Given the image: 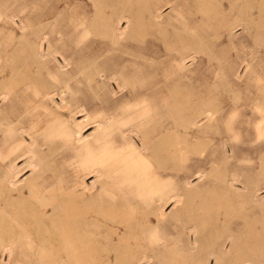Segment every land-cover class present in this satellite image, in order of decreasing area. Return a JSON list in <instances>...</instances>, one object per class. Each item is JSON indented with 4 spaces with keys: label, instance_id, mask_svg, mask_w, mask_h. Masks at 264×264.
Segmentation results:
<instances>
[{
    "label": "bare ground",
    "instance_id": "6f19581e",
    "mask_svg": "<svg viewBox=\"0 0 264 264\" xmlns=\"http://www.w3.org/2000/svg\"><path fill=\"white\" fill-rule=\"evenodd\" d=\"M190 2L117 0L109 5L111 10L97 3L90 21L85 11H73L69 26L81 34L66 40L46 38L45 47V40L30 41L24 33L21 66L15 61L18 55L8 56L0 47V264H258L264 224L251 232L257 252L248 250L244 241L247 205H260L256 182L241 162L230 169L232 157L243 159L235 151L236 143H231L233 153L224 150L220 159L215 144H210L230 130L240 141L244 126L237 118L216 117V108L199 106L185 112L177 58L184 60L189 52L206 48L205 37L191 26L199 20L189 17L184 7L220 26L249 25L255 21L245 5L263 10L264 0ZM163 5L174 14L164 16ZM146 24L160 37L126 42ZM21 25L23 30L28 27L23 20ZM189 27L191 33L185 35ZM89 33L99 37H88ZM137 82V91L145 94L139 101L135 95L137 108L110 111L103 89L113 83L134 88ZM164 88L169 111L152 113L146 91ZM135 89L119 98L133 96ZM220 143L225 144L222 139ZM201 163H210L211 170H201ZM210 174L219 181V189L207 196L190 177ZM192 198L199 201L190 203ZM171 201L179 207L168 215L165 207ZM233 214L237 219L231 223ZM186 231L189 235L183 238ZM213 231L225 233L227 239L204 255L202 249L214 240ZM168 253L172 261L163 259Z\"/></svg>",
    "mask_w": 264,
    "mask_h": 264
},
{
    "label": "rangeland",
    "instance_id": "374dc122",
    "mask_svg": "<svg viewBox=\"0 0 264 264\" xmlns=\"http://www.w3.org/2000/svg\"><path fill=\"white\" fill-rule=\"evenodd\" d=\"M66 1L67 0H47V1L45 0H0V11H1L0 12V47L6 48V55L11 56V57L18 55V59H16L15 61L17 65L21 66L22 64H24V61H23L24 59L22 58V56H24L25 52L20 51V47H21V44L24 43L25 38L29 39L28 37H30V41L33 38H36V41L45 40L44 45H43L45 47H46V38H55V40L59 39V37L62 40H66V38L69 39L71 37L75 38L79 36L81 32L75 31L74 29H72L73 27L70 28L69 26V22H71L70 20H71L73 11H85L87 13L86 17L90 18L89 19L90 21L91 18L93 17V14L95 13V5L97 3L104 4L103 6H105L107 10H111V6L109 5H113V4L115 5V3L117 2V0H68L69 1V2L67 1L68 3H66ZM184 1H185V4H188V6L191 4L190 2L191 0H184ZM245 7L247 11L248 10L250 11L249 16L251 17L252 21H255V22L249 23V25L240 23V22L239 23L234 22L231 25L232 27L230 25L220 26L218 21H216L215 19H212V21L211 20L207 21L205 19L202 20L203 18H201L200 13L198 11L195 12V9L194 10L190 9L187 11V8L189 9V7L187 6L184 7V11L186 12V14H189V17H191L192 19L197 18L199 20L198 21L197 19H195L196 21L195 20L194 21L195 22L198 21L197 23H199L200 25L194 24L193 22L191 26H193L192 29L196 28L197 30L199 29V31L201 30L199 32V31H196V29H194L198 33L197 35H199L202 38L205 37L204 40L206 42L203 43V46L206 48H204V50L201 49V51H191L189 52V54L186 56L184 60L180 61L179 58H177V60H179L178 69L180 68L179 69L180 71L179 86L182 92L184 93V99H185L184 103L187 102L185 103V105L187 104L185 106V112H194L195 109L198 108L199 106L203 108L205 107V109L215 110L216 108V111H215L216 117L237 118V119H240V121L242 122V125L244 126V131L242 132V137L240 141L238 138L233 136V131L230 130L228 133H222V134L216 135V137L213 139V141H211L210 144L211 145L215 144V147L217 148L216 150L218 151L217 155H218V158L220 159L221 154L223 153L224 150L227 151V154H232L233 151H231L232 150L231 143L232 142L236 143L235 149H237L238 151L237 150L235 151L238 152L240 158L241 159L243 158V159L241 161H238L236 157H232L231 160L229 161L230 169L235 170L236 164L238 162H239L238 164H240L241 162L245 166L248 177L253 179L254 183L256 182L257 189H255L254 194H255L256 199L260 202V205L253 207L254 203H251V202H249L247 205L249 206L250 209L247 210L248 211L247 213L249 215L247 231H246L247 238L245 237L244 239L245 243L247 244L248 250L256 251L254 247L256 246V241H255L256 239L252 237L251 232L255 231V229L259 227L261 229V225L264 224L263 223L264 220L260 222L261 219L264 218V213H263L264 212L263 211L264 210V166H263V162H264V97H263L264 96V16L262 15L263 16L262 17L259 15L261 12L264 14V9L263 10L258 9L259 11H257L256 7L252 8L251 4H248V3L245 5ZM161 10L164 16L166 17L173 13L171 8L167 7L166 5H163ZM225 10L228 12L229 9L227 8ZM191 11H193L192 12L193 14L191 13ZM235 11H236L235 9H232L229 12L234 14ZM197 14H198V17H197ZM7 16H9V18ZM15 16L17 18H15ZM21 20L25 21V23L28 24V27L26 28V30H23L21 28L22 27ZM43 21H47L48 23L47 22L45 23ZM126 24H127L126 20H122L121 26L125 27ZM147 25L148 24H146V27L143 26L142 28H140L139 32L136 35L133 34L132 37L127 38L126 42H131V43L133 42L137 44L138 43L136 41L137 39H144V38L145 39H156L157 37H160V34H158V32L156 31L154 27L149 26V25L147 27ZM29 26H31L32 29ZM179 27L181 31L182 29H184V25H180ZM82 28H83V25H79V29H82ZM207 28H209L208 33L210 35L207 34L206 32ZM59 29H61L63 32H57L59 31ZM70 29H72L73 31L71 30L72 31L71 32ZM169 29H172V25L169 26ZM50 30H53L52 33H50ZM144 30L146 31L144 32ZM202 30H205V31H202ZM190 31L191 30L189 27L188 31L183 30V33L185 35H189L191 33ZM30 32L31 33L33 32V36ZM152 32H155V33H152ZM24 33H25V38L22 39L23 38L22 35ZM144 33L146 35H144ZM169 33H168L169 34L168 36H169V39L171 38L170 41L174 42L175 34L171 30L169 31ZM202 33H204L205 36ZM211 35L212 37H210ZM87 36L94 37V38L99 37L92 33H89ZM142 36H145V37L143 38ZM209 41H212L214 45ZM59 46H61V44H59ZM173 53L178 56V53H176L175 51ZM192 54H194L195 56ZM191 55L194 58H192ZM187 57H190V58H187ZM167 65L169 67L168 69L170 72L171 68L168 63ZM20 70L23 71L24 66L21 67ZM183 73H184V76H183ZM144 82L143 81H141V83L137 82L135 84L136 89L135 87L134 88L128 87V88L122 89V88H119L116 85V83H113V86L110 89L108 87H105L106 90L103 89L102 93H103V97L106 100L108 99L106 103H108L107 107L109 109H112L110 111L119 114V113L125 112L127 106L134 105L133 109L137 108V104H136L137 101L141 100V98L145 96L144 93L140 94V92H138L137 89H138V86L140 84H144ZM181 85L183 86L181 87ZM134 89H135V94L133 96L129 97V95H127L125 96L126 98L125 97L119 98L122 93L128 92V91H134ZM184 89L186 90L184 91ZM146 92H148L146 94H148L149 96L148 98L149 100H147V103L149 104L152 113L154 112L166 113L169 111V108H170L169 103L166 102L167 101L166 96L168 92L167 88H164L160 92H153L151 90H147ZM112 94L115 96H112ZM135 95L137 98L135 97ZM233 97H235L236 100L233 99ZM135 98L137 101L135 102V104H133L135 101ZM130 100L131 102L129 104L128 101ZM160 102L161 104H159ZM233 103H236V104H233ZM0 104H1V101H0ZM254 104L256 105L254 106ZM207 105H208V108L206 107ZM116 109L119 111L121 110V111L119 112ZM202 116H204V114L200 115V117ZM81 118L82 117H79V119ZM259 126L262 127V130L260 129ZM226 128L228 129V127H222V130H227ZM93 129L94 127H91L90 129H87L84 132L85 134H88ZM221 139L223 140L225 144L220 145ZM200 169L204 170L205 172H207L208 170L209 172L211 170L210 163H201ZM181 173H184V171ZM28 174H30V170L24 172L21 178H25ZM210 175L211 176L204 177L203 179L195 177V175L191 176L192 178L190 177V179L193 180V183H196L195 186L197 187V190L199 192L203 191L201 194L207 195V196H211L213 193L218 191L216 189H219L217 186L219 184V181L214 179L212 174ZM203 195L202 196L199 195L196 197L204 198ZM195 201H199L198 198L190 199V203H194ZM170 203H168L165 207V212L168 215H170L173 210H176L179 207V205H176L174 201H171ZM188 213L196 214L198 213V211L192 210V212H189L188 210ZM236 219H237L236 215L233 214L231 223H233ZM257 219L258 220L260 219V221L256 222ZM189 232L190 231H186L182 233V237L187 238V236L189 235ZM211 236H212L211 238H214L212 242L213 244L212 243L206 244V246L202 249V253L204 255H206L210 251L215 250V246H217L220 242L226 241L227 239L225 237V233L222 236H219L215 231H213ZM261 237L262 238L260 240L258 239L259 244H260V246L257 249L258 252L256 251L260 259L258 264H264V231L262 232ZM227 245L226 246L228 248L230 246L229 241L227 242ZM173 257L174 256L172 253H168L165 257H163V259L165 261H172ZM210 258H211V263H212V261H214L213 256L210 255ZM155 261L159 262L158 259H156ZM214 262L212 264H214Z\"/></svg>",
    "mask_w": 264,
    "mask_h": 264
}]
</instances>
